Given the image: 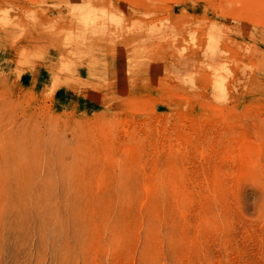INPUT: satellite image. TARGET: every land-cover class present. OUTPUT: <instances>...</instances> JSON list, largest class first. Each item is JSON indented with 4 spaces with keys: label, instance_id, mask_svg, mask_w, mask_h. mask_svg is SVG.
I'll return each instance as SVG.
<instances>
[{
    "label": "rangeland",
    "instance_id": "1",
    "mask_svg": "<svg viewBox=\"0 0 264 264\" xmlns=\"http://www.w3.org/2000/svg\"><path fill=\"white\" fill-rule=\"evenodd\" d=\"M0 210L120 233L96 264H261L264 0H0Z\"/></svg>",
    "mask_w": 264,
    "mask_h": 264
},
{
    "label": "bare ground",
    "instance_id": "2",
    "mask_svg": "<svg viewBox=\"0 0 264 264\" xmlns=\"http://www.w3.org/2000/svg\"><path fill=\"white\" fill-rule=\"evenodd\" d=\"M38 216H40L37 220L38 226L36 227L33 223L36 229L31 228L32 230L27 232L0 227V264H92L94 261L92 262L89 259L90 256L88 257L89 254L87 255L90 252V247L99 239V244L108 245L120 236V233L113 229L104 230L103 235L106 237L100 235L102 238L98 236V240L94 241V234L87 228H67L68 226L66 227L65 225V227L59 228L60 226L50 225V219L46 218L48 215L46 217ZM8 218L10 219L9 216ZM56 220L58 222V219ZM19 247H22V249H18ZM24 248H26V251L23 252ZM16 251L21 253L22 256L11 259L12 253ZM106 257L109 258L107 255ZM114 257L116 256L114 255L106 260L109 263L110 259ZM114 259H117V257ZM114 259L113 261H115ZM103 261L101 262L106 264ZM93 264H96V261Z\"/></svg>",
    "mask_w": 264,
    "mask_h": 264
}]
</instances>
